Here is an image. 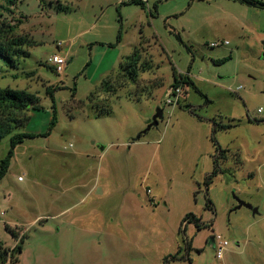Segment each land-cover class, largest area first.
I'll list each match as a JSON object with an SVG mask.
<instances>
[{
	"label": "rangeland",
	"instance_id": "374dc122",
	"mask_svg": "<svg viewBox=\"0 0 264 264\" xmlns=\"http://www.w3.org/2000/svg\"><path fill=\"white\" fill-rule=\"evenodd\" d=\"M133 1L0 0V44L30 53L15 68L0 60V91L27 90L42 107L0 142L1 168L15 134L36 136L16 147L0 179L7 264H264V9ZM136 47L145 71L118 89L119 66ZM54 54L68 59L62 73L49 65ZM174 72L193 83L178 86V101ZM109 74L115 90L100 91ZM106 106L111 113L95 115ZM158 109L163 119L145 132ZM217 157L222 172L207 186ZM99 166L109 196L78 211L95 220L74 224L73 200L57 188ZM238 200L258 212L236 209ZM189 213L206 226L183 222ZM218 236L229 243L222 259Z\"/></svg>",
	"mask_w": 264,
	"mask_h": 264
},
{
	"label": "trees",
	"instance_id": "16d2710c",
	"mask_svg": "<svg viewBox=\"0 0 264 264\" xmlns=\"http://www.w3.org/2000/svg\"><path fill=\"white\" fill-rule=\"evenodd\" d=\"M195 0H191L190 5ZM203 1V0H199ZM237 2H240L242 4H247L250 6L258 7L263 9L264 3L260 0H234ZM43 2V1H42ZM134 3H141V5L144 6L143 2L140 1H133ZM58 8L63 9L62 4L59 2L57 5ZM23 43H15L14 45H22ZM30 56V53L23 52L20 49L13 48V44H0V60L4 61L7 66L15 68L14 65L16 61V57H24L27 58ZM141 51L137 47L135 48L132 55L128 56L125 59V62H122L119 66L120 72L116 78V81L114 82L115 86L119 89L123 86L122 82H128V83H136L139 78V73L141 71H145V68L143 66H140L141 64ZM227 60V59H225ZM221 61V62H225ZM145 65V64H143ZM52 67V66H51ZM175 75V83L173 87L178 88L180 84H193L189 81V78L187 77H181L180 80L177 79V76ZM113 78L112 74H109L101 83L99 90L104 92H112L115 90L111 79ZM121 78V80H120ZM57 88L54 87H48L47 93L51 96L52 100L54 101V92ZM40 103V99L35 96L33 93H30L27 90H19V89H5L3 91H0V109H1V118H0V142L8 135L12 134L14 130L23 127L30 119V115H27V112H31L34 110H40L42 109ZM99 109V108H98ZM111 113V106H106L105 108L99 109L98 113H96V116H101L104 114ZM264 121V120H262ZM261 122V121H259ZM57 124V112L55 109V106L53 107V118L50 124V128H53ZM233 127V124H216L214 130L215 132L219 129L227 130L231 129ZM35 135L28 134V133H18L15 134L11 139V148L8 152L7 157L1 162V168H0V179H2L8 172L11 159L14 156V152L16 147L23 143L25 139H31L35 138ZM216 142V140H214ZM220 149V146L217 147V150ZM228 152V150H219V157L225 156L224 153ZM214 159V169L213 172L207 176L206 178V185L209 186L212 182L214 177L222 172L219 163L218 158ZM210 207V205H208ZM194 222L197 229L200 230L206 225H202L199 222V219L196 218V216L192 213H189L184 218V221ZM6 230H8L14 238H16L17 234L14 230H12L8 225H5ZM24 241H22L23 243ZM8 250L3 249L0 246V264H7L8 263ZM19 253L21 254V246L19 247ZM169 260V258H168ZM19 262V259H16V263Z\"/></svg>",
	"mask_w": 264,
	"mask_h": 264
},
{
	"label": "crops",
	"instance_id": "0c3cea01",
	"mask_svg": "<svg viewBox=\"0 0 264 264\" xmlns=\"http://www.w3.org/2000/svg\"><path fill=\"white\" fill-rule=\"evenodd\" d=\"M62 2V1H61ZM99 162H101L104 158V151L100 152L97 156ZM87 173H93V176L88 177L86 179H76V181H73L68 187H58L57 192L59 195L61 196H66V197H70L71 200H73L71 202V205L69 206V210L70 212H74L75 214L72 216H70V219L72 223L77 224L79 222V220H81L84 217L87 218H91L93 217V210H90L89 213H85L83 214L82 212L78 211L80 209L83 208H87L88 203L89 202H100L102 203V201H104L105 199L108 198L109 196V191L106 187H104L103 183H102V173H103V168L102 167H97L96 169H88ZM22 178L19 177V180H21ZM86 206V207H84ZM65 210H61L60 213L58 214L59 217H62L64 214ZM78 214L77 218L75 215ZM82 214V215H81ZM57 216V215H56ZM55 216V217H56ZM82 216V217H80ZM41 219L40 221L43 220H47L45 219V217H38L37 220ZM36 220V221H37ZM94 220H95V216H94ZM48 221V220H47ZM101 221V219H100ZM103 221V220H102ZM94 222V221H91ZM103 224L105 223V225H107L108 223V219H105V222H102ZM8 226L13 230L14 226H11L10 224H8ZM60 226H61V222H60ZM104 225H101L100 227L98 225H93V224H85L82 226H79L80 228H82L85 231H97L99 229H101ZM17 227V225L15 226ZM61 231V228L59 227V229Z\"/></svg>",
	"mask_w": 264,
	"mask_h": 264
},
{
	"label": "built area",
	"instance_id": "2783aa9c",
	"mask_svg": "<svg viewBox=\"0 0 264 264\" xmlns=\"http://www.w3.org/2000/svg\"><path fill=\"white\" fill-rule=\"evenodd\" d=\"M222 44L226 46L229 44V42L225 41ZM60 45L61 44H59L58 47H60ZM219 45L220 43H213L212 47H217ZM48 62H49V65L54 67L58 73H62L64 68L68 64V59L60 56L59 54H54L52 57L48 59ZM178 93H180L179 87L174 90L175 101H178V96H179ZM168 103H172V101L168 100ZM259 112L260 113L263 112V109H260ZM220 239H221L220 236H218L217 237V240H219L217 244V258L218 259L223 258L224 251L226 250V247L229 245L227 241H222Z\"/></svg>",
	"mask_w": 264,
	"mask_h": 264
},
{
	"label": "water",
	"instance_id": "95a60500",
	"mask_svg": "<svg viewBox=\"0 0 264 264\" xmlns=\"http://www.w3.org/2000/svg\"><path fill=\"white\" fill-rule=\"evenodd\" d=\"M264 9V7H263ZM163 119V110L158 109L157 113L154 115V117L152 118V120L149 121V126L146 129L145 132L151 130L152 127L157 126L159 123V120ZM239 201V200H238ZM246 206L249 209L253 210L254 213H257L258 210L257 209H253V207L251 205L245 204L244 202L239 201V206L236 209H240L241 207Z\"/></svg>",
	"mask_w": 264,
	"mask_h": 264
}]
</instances>
